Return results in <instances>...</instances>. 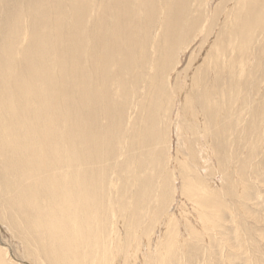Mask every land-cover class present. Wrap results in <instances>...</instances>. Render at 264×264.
I'll return each mask as SVG.
<instances>
[{"label":"bare ground","instance_id":"6f19581e","mask_svg":"<svg viewBox=\"0 0 264 264\" xmlns=\"http://www.w3.org/2000/svg\"><path fill=\"white\" fill-rule=\"evenodd\" d=\"M160 1L163 3L156 0H0V208L2 215L10 216V225L21 237L33 264H190L186 247L203 254L204 258L197 264H218L219 258H223L221 264H230L225 259L251 262L245 246L249 242L248 233L243 232L244 225L239 226L225 196L233 190L232 197L238 200L240 211L257 219L252 211L244 208L251 192L246 187L249 186L245 181L247 174L237 176L236 167L235 176L231 175L228 165L230 160L235 163L245 158L241 156L243 151L236 153L237 145L250 147L252 151L248 152L255 156L253 149L259 145L260 160H255L264 161L260 135L264 122V93L260 91V84L264 83V37L261 36H264V0H230L233 7L227 10L225 20L222 19V25L227 28L222 31V27V30L216 27L222 31L217 34L221 35L216 39L220 41L207 50L209 60L204 58L207 65L201 59V65L207 66V70L198 67L200 71L190 74V85L186 83L182 112L189 124L187 128L193 129L190 133L194 140L188 135L190 141L183 142L182 149L178 147L173 163L179 171L182 195L192 204L195 215H190L187 209L182 211L181 207L182 232L177 216L165 213L170 201L167 198L174 192L170 182V175L174 174L165 172L171 149L170 110L165 112L164 125L157 126L156 131L157 124L153 122L161 100L169 99L171 103L169 77L165 81L163 78V82L161 77L156 84L148 79L147 85H152L148 97L144 98L142 93L136 101L137 85L147 80V75L144 77L142 70L136 69L140 62L135 66L136 74H130L132 64L122 68L114 61L117 54L113 58L103 49L111 39L115 44L126 40L124 45L129 44L123 45L118 55L132 52L135 39L124 36L125 26L112 17L116 13L145 11L152 17L159 7V16L162 15L157 37L162 39L157 47L162 51L159 74L170 73L171 64L176 66L180 57L175 59V56L184 47L183 39L189 37V29L182 26L190 19L196 31L199 25L196 26L197 19L189 18L188 11L186 16L178 12L170 17L168 13L188 6L197 14L202 13L204 0ZM220 14L217 11L215 15ZM109 19L112 24L107 22ZM88 41L94 42L93 45L87 46ZM56 55L61 57L62 75L68 73V59L87 55L94 70L93 74L83 71L85 84L76 93L70 92L71 99L66 92V78L55 75L53 57ZM105 66L112 71L111 75ZM164 69L168 71L163 73ZM211 70L214 74L209 80ZM107 76L109 83L100 84ZM71 80L76 83L74 76ZM252 82H256V87L248 89L246 86ZM126 83L131 90L126 91ZM235 94L241 95L237 107L233 106ZM59 97H62L59 104L62 102L65 107L59 105L57 109ZM91 98L93 103H89ZM108 101L119 106V111L112 110L113 103ZM90 104L93 105L89 108ZM88 108L98 110L101 122L80 121L79 117ZM139 109L144 112V115L141 113L143 120L150 119L141 127L140 122L132 120L135 115L131 117ZM179 128L184 135L188 132L185 126ZM154 137L161 138L159 151L154 148ZM192 161L197 163L194 165ZM261 167L254 173L251 171L258 182L262 177ZM218 171L228 186L222 182L223 191L212 182L211 177ZM3 199L12 201L16 210ZM125 212L128 218L122 231L118 224ZM229 213L234 215L231 222L227 220ZM230 223L235 227L230 229ZM142 224H146L143 230ZM234 241L237 244H232ZM226 247L229 250L224 253ZM215 249L219 251V258ZM0 264L19 262L7 247L0 245Z\"/></svg>","mask_w":264,"mask_h":264},{"label":"rangeland","instance_id":"374dc122","mask_svg":"<svg viewBox=\"0 0 264 264\" xmlns=\"http://www.w3.org/2000/svg\"><path fill=\"white\" fill-rule=\"evenodd\" d=\"M159 1V3H163V2H161L160 0H156V2H158ZM220 1L221 2H223L224 1V3H220ZM225 2L227 3V4H225ZM232 1H230V0H228V1H226V0H204V5H203V9H201L202 11L204 10V12H198V14H197V12L196 11H193L194 10V8L192 7V6H188V7H185L183 10L181 9L180 11H173L172 13H168V15L170 16V17H173V16H176L177 14H178V12H179V14L181 15V14H184L185 15V11H188L189 12V18L190 17H193L194 19H197V22H196V26H201V29L199 28V26H198V28H197V31L195 30L196 28H194L190 23H193V19H190V21H188V23H186V25H181L184 29H189V32H188V35H189V37L191 38V36H194V37H192V39H189V37H188V40L186 39V40H184L183 39V42L185 43H183V45L182 46H184L183 48H182V50L180 49V51H179V55H177V56H175V59H176V57H179L178 58V61H176V66L174 65H172L171 64V69H169V71H168V69H167V71L168 72H170V73H167V74H162V73H160L159 74V72H161V69H160V63H161V58H162V51H159V50H157V47H159V45L162 43V39L160 40V39H157V37H158V30H159V33H160V28H159V24H161V22H162V15H160L159 16V7H158V13H153V15H152V17L150 16V17H148V15L147 14H145V11H135V10H127V12L125 11V10H123L122 12H118V14L116 13V15H114V16H112V17H116V19H118V21H120L121 22V24L123 25V26H125V30L123 29V34H124V36L125 37H129L130 39H132V38H134L135 39V42L133 43V46H132V52L129 54V55H126V56H122V52L120 53V56L118 55V53H119V50L122 48V46L124 45V43L126 42V40L125 41H122L121 43L119 42L118 44H115V41H114V39H111V41H109L108 43H107V45L105 46V48H103L104 49V51H105V53L106 54H108V56H111V57H115V55L117 54V56H118V58L116 59H114V61L116 62V63H118V65H121L122 66V68H123V66L127 69V68H129V67H131V64L133 65L132 66V68H131V70L133 71H130L129 73L130 74H132L133 73V75H134V73L136 74V72H134V71H136V69H141L142 70V72H143V74H144V77L147 75V77L145 78V79H147L146 81H141L138 85H137V87L139 88L138 89V91L136 92V96H134L135 98H134V100H136V101H139L140 100V96H142L141 94L143 93V96H144V98H147L148 97V93L150 92V89H151V86L152 85H147V84H149V80H154V81H152V83H160V81H161V77H162V82H163V78H164V81H165V79H167L168 77V79H171V80H168L167 79V81H168V84H169V86H168V84H167V86H168V88H169V90H168V92H169V94L171 95V97H170V100H171V103L168 101V100H161V102L160 103H162V104H160L159 103V105L160 106H158V115H155V119L153 120V122H155L157 125H155L156 127H154V131H156L157 130V126L159 127V126H163L164 125V120H165V115H166V111H168V110H170V113H169V120H170V134H169V136H170V141H171V149H170V159H169V161H168V165H167V167H166V170H165V172H169V173H173L174 174V176L173 175H170V179H172L171 181H170V179H169V181L171 182V184L174 186V192H173V194H172V197L169 199V198H167L168 200H170L169 201V205H168V207L166 208V210H167V212H166V210H165V213L166 214H172V215H174L177 219H178V221L180 222V228H181V232H182V230H183V227H182V218H180V216H181V214H182V212H181V210H182V208H183V210L182 211H184V209L186 210V211H188L189 213H190V215H195V211H193V209H192V204L191 203H189V201L187 200V199H185V195H182V187H181V179H180V175H179V171H176V167H177V164L176 165H174L175 163H173L174 161L176 162V154H177V150H178V147L180 148V149H182L181 147H182V144H183V142H188V140L190 139L191 141H193L194 140V138H193V136H192V133H190V131L191 130H193V129H188L189 127V124H187V122L186 121H184L185 120V117H183V113L184 112H182V111H184L183 109V102H182V100H183V97H184V92L187 90V87H188V85H190V79L192 78V73L194 74V72H192V71H200V69H202V71L203 70H207V66H204L203 67V65L204 64H206L207 65V61H205V59L207 60H209V58L208 57H206V56H209V51H210V48H211V46H212V48H213V45H215V44H218V42L220 41V39L219 40H216V39H218L221 35H217V34H221L222 33V31H224L225 30V28H227V27H224V25H222V24H224V17H226V15H227V10L229 11V9L230 8H232L233 7V2L231 3ZM208 3V4H207ZM216 4V5H215ZM223 4H224V6H223ZM0 5H1V3H0ZM188 5V4H187ZM190 5V4H189ZM219 5V6H218ZM221 5H222V7H221ZM189 8H191L192 9V11H190L189 10ZM225 8V9H224ZM228 8V9H227ZM162 9V8H161ZM212 9L214 10V12L212 11ZM223 10V11H222ZM208 11H209V13H208ZM217 11H219V13H221L222 12V14H220L219 16H216L215 14L217 13ZM184 12V13H183ZM193 12H196V13H193ZM216 12V13H215ZM110 13V11L108 12V14ZM111 13H112V11H111ZM188 14V13H187ZM196 14V15H195ZM199 14L201 15V16H199ZM210 15V16H209ZM215 15V16H214ZM186 16V15H185ZM208 16V17H207ZM222 17V18H221ZM150 20H149V19ZM159 18H160V20H159ZM202 18V19H201ZM213 18V19H212ZM215 19H217V21L215 20ZM222 19H224V20H222ZM213 20H214V22L216 23V24H214V22H213ZM158 21H160V23H158ZM202 21V22H201ZM209 21H211V22H209ZM107 22H109V24H112L111 23V19H109V21L107 20ZM200 23H203V24H200ZM208 23V24H207ZM108 24V25H109ZM217 24L219 25V24H221L222 26H217ZM128 25H130V27L128 28L127 26ZM190 26H192V28H190ZM212 27H215V28H213V30L212 31H210V28L212 29ZM216 27L217 28H219L220 27V30H222V31H220L219 29H216ZM221 27H222V29H221ZM158 28V29H157ZM194 28V29H193ZM204 28V30H202ZM136 29V30H135ZM193 29V30H192ZM208 30V31H207ZM227 30V29H226ZM193 31H196V32H193ZM199 31H201V32H199ZM212 32V33H211ZM218 32V33H217ZM157 33V34H156ZM194 33V34H193ZM211 33V34H210ZM196 35V36H195ZM205 35V36H204ZM215 35H216V37H215ZM202 36V37H201ZM262 37H264L263 36V34L261 35ZM208 38V39H207ZM215 38V39H214ZM128 39V38H127ZM153 39V40H152ZM194 39V40H193ZM154 40H156V41H154ZM189 40H191V42L189 41ZM192 40H193V42H192ZM218 41L217 43L216 42H214V41ZM161 43H160V42ZM197 41H199V43L197 42ZM205 41H208V42H206L205 43ZM141 42V43H140ZM151 42H153L152 44H151ZM186 42L187 43H189V47L186 45ZM264 42V41H263ZM86 43V42H85ZM88 43L92 46L93 45V43L91 44L89 41L86 43V45L88 46ZM202 43V44H201ZM129 43L127 42L124 46L125 47H127L126 45H128ZM153 44H154V47H153ZM159 44V45H158ZM115 45V46H114ZM196 45V46H195ZM201 45V46H200ZM96 46V45H95ZM208 46V47H207ZM142 47V48H141ZM198 47H199V49H198ZM201 48V49H200ZM208 48V49H207ZM140 49V50H139ZM198 49V51H197V53H196V50ZM206 49V50H205ZM156 52H155V51ZM205 50V51H204ZM207 50H208V52H207ZM140 51V52H139ZM182 51V52H181ZM193 51V52H192ZM194 51H195V53H194ZM137 52H139V53H137ZM158 52V53H157ZM190 52H192V55H191V53ZM207 53V54H206ZM159 54V55H158ZM188 54H190V57H192V60H190L191 58L189 57L188 58ZM195 54V55H194ZM198 54V55H197ZM134 55V56H133ZM157 55H158V59H156L157 58ZM57 57L55 58V56L53 57V61H54V69H55V75H56V77H58L59 79L60 78H62L63 76H64V78L63 79H65V83L68 85V89L66 88V92H67V95L70 97V92H73V93H76L77 92V90H79L81 87H83V85L85 84L84 82H83V78H85V73H83V71L85 70H88L89 72H91L92 74H93V72H94V70H91V65H90V59H89V57H88V55H87V57H85L84 58V56L83 57H80V58H78V59H68V73H66V74H61L59 71H60V61H61V57L59 56V55H56ZM136 56H138L139 57V59H137L136 58ZM152 56H154V57H152ZM195 58H194V57ZM198 56V57H197ZM203 56V57H202ZM264 56V55H263ZM254 57H255V54H253L252 56H251V62H250V64H252V61H253V59H254ZM153 58V59H152ZM193 58H194V60H193ZM205 58V59H204ZM201 59H202V62H203V65H201ZM262 59H264V58H262ZM70 60H71V62H70ZM131 60H133V62L131 61ZM138 60V61H137ZM153 60V61H152ZM189 60V61H188ZM198 61H199V63H198ZM137 62H140V63H138L137 64ZM154 63V64H153ZM189 63V64H188ZM192 63H193V65H192ZM136 64L138 65V66H136ZM178 64V65H177ZM188 64V65H187ZM199 64V65H198ZM154 65H156V67H154ZM187 65V66H186ZM79 66H80V68H79ZM135 66L137 67L136 69H135ZM150 66V67H149ZM155 68V70H154V68ZM157 67H159V68H157ZM197 67V68H196ZM198 67H200V69H198ZM207 67V68H206ZM172 68H173V71H172ZM188 68V69H187ZM190 68V69H189ZM209 68H210V66H209ZM106 69H109V67H107V66H105V70ZM135 69V70H134ZM147 69V70H146ZM158 69H160L159 71H158ZM166 69V68H165ZM164 69V70H165ZM175 69H176V71H175ZM183 69V70H182ZM153 70V71H152ZM163 70V73H165V72H167L166 70L164 71ZM84 71V72H85ZM126 71V70H125ZM155 71H157V72H155ZM184 71V72H183ZM191 71V72H190ZM187 72V73H186ZM112 74V71L109 69V74ZM147 73V74H146ZM149 73V74H148ZM110 74V75H111ZM153 74H154V76H153ZM177 74H179V75H177ZM192 76H191V75ZM213 74H214V72H213V70H211V72H209L208 73V78H209V80H211V79H213ZM77 75H79V76H77ZM85 75V76H84ZM149 75V76H148ZM157 75H159V76H157ZM161 75V76H160ZM168 75V76H167ZM186 75V76H185ZM74 76V79H75V81H76V83L75 84H77V85H75L73 82H72V77ZM76 76V77H75ZM177 76V77H176ZM82 77V78H81ZM151 77V78H150ZM153 77V78H152ZM156 77H158V79H157V81H156ZM175 77H176V79H175ZM211 77V78H210ZM87 78V77H86ZM185 78V79H184ZM149 79V80H148ZM182 79V80H181ZM189 79V80H188ZM107 81H109V76H107V77H105L104 78V80H100L99 82H100V84H101V82H103V84H104V86H106L107 85V83H109V82H107ZM140 81V80H139ZM177 81V82H176ZM182 81V82H181ZM99 82H98V84H99ZM144 84H143V83ZM176 84H175V83ZM189 82V83H188ZM186 83H188V85L186 84ZM172 86H174L173 88H172ZM183 86V87H182ZM253 86L254 87H256V82H252L251 84H249V85H247L246 87L248 88V89H250V88H253ZM142 87H143V89H142ZM147 87V88H146ZM178 89H177V88ZM250 87V88H249ZM76 88V89H75ZM79 88V89H78ZM100 88V87H99ZM107 88V87H106ZM130 88V84L129 83H126V91L128 90ZM175 88V89H174ZM180 88H182V89H180ZM72 89V90H71ZM147 89H148V92H147ZM129 90H131V89H129ZM100 91V90H99ZM173 91V92H172ZM260 91L262 92V93H264V83H262V84H260ZM146 93V94H145ZM137 95H138V97H137ZM140 95V96H139ZM147 95V96H146ZM175 95V96H174ZM93 96V95H92ZM180 96V97H179ZM255 96V95H254ZM240 97H241V95H239L238 97H237V94H235L234 95V102H233V106H235V107H237V105H240ZM175 98V99H174ZM180 98V99H179ZM182 98V99H181ZM70 99H71V97H70ZM178 99V100H177ZM59 100H61L62 101V97L60 98H58V104H57V109H58V106L59 105H62L63 107H65V105H63L62 104V102L59 104ZM174 101V102H173ZM93 103L94 102V100L91 98V101L89 102V103ZM236 102H238L239 104H237ZM108 103L109 104H111V103H113V102H111V101H108ZM91 105V106H90ZM89 105V108L90 107H92V105L93 104H90ZM112 105V110H113V108H115V110H117V111H119V106H117V105H114V103L113 104H111ZM62 107V108H63ZM89 108L87 109V111H85V115L83 114V117H79V119H80V121H81V119H88V120H91V121H93V122H95L96 124H97V121L99 122L100 120H102V117H101V119H99V117H98V110H95L94 108H92V110H94V111H92V112H94L95 113V115H92V112L89 110ZM91 112H89V111ZM165 110V111H164ZM138 111V112H137ZM89 112V113H88ZM166 112V113H165ZM180 112V113H179ZM93 113V114H94ZM141 113L144 115V112H142L140 109L139 110H136L135 112H133L132 113V118H133V116L135 115V117L132 119V120H134V119H136L135 121L137 122V124H138V122H140L139 124H138V126H140V125H142L143 126V124H145V122H149L150 121V119H148V120H143V115L141 116ZM160 113H162V114H160ZM164 113V114H163ZM182 113V114H181ZM82 114V113H81ZM91 116L90 118L91 119H89V116ZM182 115V116H181ZM87 117V118H85V117ZM92 116H94L93 118L95 119V120H93L92 119ZM102 116V115H101ZM136 116H137V118H136ZM157 116V117H156ZM163 116V117H162ZM75 117V116H74ZM178 117V118H177ZM181 117V118H180ZM176 118V119H175ZM179 119V120H178ZM138 120H140V121H138ZM143 120V121H142ZM156 120H158V121H156ZM177 120V121H176ZM264 120V119H263ZM161 121V122H160ZM175 121V122H174ZM101 122V121H100ZM103 122V121H102ZM172 123H174V124H172ZM186 124H187V126H186ZM112 125H113V123H112ZM174 125V126H173ZM182 126H185V128H186V130L188 131L185 135H184V132H183V130H182V128H179V127H182ZM141 127V126H140ZM188 127V128H187ZM174 128V129H173ZM176 131V132H175ZM181 131V132H180ZM172 132V133H171ZM179 132V133H178ZM192 132V131H191ZM264 122L262 123V126H261V128H260V135L262 136V141H263V147H264ZM254 133H257V130H255L254 131ZM181 134V135H180ZM176 135V136H175ZM178 135V136H177ZM187 135V136H186ZM190 136V138L187 140V138ZM183 138H185V139H183ZM154 142L153 143H155V146H154V148L156 149V151H159L160 150V148H161V146H162V141H161V138H155L154 137ZM184 140V141H183ZM189 140V141H190ZM180 142V143H179ZM146 143H149L150 144V142H148V141H146ZM193 143V142H192ZM253 143V142H252ZM176 144V145H175ZM243 144V143H242ZM259 146V145H258ZM258 146L256 147L257 148V150H255V149H253L254 151H256L254 154H256V156L255 155H251L250 154V152L252 151V149L250 148V147H243V145H241L240 147L237 145V149H236V153H239V152H241V151H243V153H244V155H241V156H244L245 158H239V161H237V162H235L234 163V161L233 160H230L229 161V165H228V168H229V170H228V173H231V175H233L235 172H234V168H236L237 167V176L238 175H241V176H245V174H247L246 175V177H245V181H246V183L250 186L251 185V187L249 188V186H246V187H248V189H250V191L252 192H250V196H249V199H248V201L245 203V205H244V208L246 209V210H250V212L251 213H253V216H256L257 217V219L256 218H252V216H247L246 214H244V213H242V211H240V209H239V205H238V200L236 199V198H234V197H232L233 196V190H230L231 191V195H227V196H225L226 197V201L228 202H226L227 204H228V206H231V210L234 212V214L236 215V221L239 223V226L242 228L243 226H241V224L242 225H244L245 227H243V232L245 233V234H247V238H248V240H247V242H248V244H247V242H246V244L247 245H245L246 247H247V254H248V256H249V259H250V264H264V240H262V238L264 239V161H261V162H258L259 160H260V158L259 157H257V152H258ZM147 149V148H146ZM146 149H145V152H146ZM247 149V150H246ZM248 151H250V152H248ZM138 152V149H137V151H136V153ZM247 153V154H246ZM248 154L249 155H251L250 156V158L248 157ZM260 155V154H259ZM181 155H179V157H180ZM174 158V159H173ZM171 159H173V161H171ZM247 159H249V160H247ZM254 159V160H253ZM258 160V161H256V160ZM257 162L256 164H255V162ZM253 162V163H252ZM192 163L194 164L195 162H193L192 161ZM197 163V162H196ZM195 163V164H196ZM252 163V164H251ZM259 163H260V165L262 166H260L259 165ZM194 164V165H195ZM245 166V167H244ZM252 166H253V168H252ZM255 166H257L256 168H255ZM258 166L259 167H261L262 168V177L261 178H259L260 179V181L258 182L257 180H256V176H254V172H256V169L258 168ZM168 167H169V169H168ZM241 167V168H240ZM250 167V168H249ZM245 168V169H244ZM168 169V170H167ZM171 169V170H170ZM178 169V168H177ZM248 169H250V170H248ZM255 169V170H254ZM253 170V173H251V171ZM201 172L204 174V171L203 170H201ZM220 171H218V172H216L213 176L214 177H211L212 178V182H213V185L217 188V189H219L220 191H223V187H222V182H224L223 181V178H222V175L219 173ZM234 176H235V174H234ZM250 176H253V177H250ZM250 178H252V179H250ZM222 179V180H221ZM247 179H249V180H247ZM253 182V183H252ZM224 184H225V186H227V184L224 182ZM246 184V185H247ZM221 185V186H220ZM232 186H233V184L231 183V186L229 185V188L230 189H232ZM228 187V186H227ZM256 190V191H255ZM0 191H1V186H0ZM258 193V194H257ZM13 195V197H14V194H12ZM230 196V197H229ZM232 197V198H231ZM173 199V200H172ZM4 200V199H3ZM231 200V201H230ZM183 203H182V202ZM251 201V202H250ZM182 204H181V203ZM4 203L5 204H10V205H12L13 204V202L12 201H9V200H4ZM248 203V204H247ZM250 203V204H249ZM0 204H1V201H0ZM178 204H180V205H178ZM251 204H253V205H251ZM255 204V205H254ZM182 205V206H181ZM187 205V207L186 208H184L185 206ZM249 207H248V206ZM13 206V205H12ZM236 206V207H235ZM247 206V207H246ZM182 207V208H181ZM253 207V208H252ZM180 208V209H179ZM195 208V207H194ZM13 209L14 210H16V208L13 206ZM1 210H2V208H0V245L1 246H5V247H7L8 249H9V251H10V253L12 254V256H13V259L15 260V261H17V263L19 262V264H33V260L26 254V252H25V249L23 248V241H22V239H21V237L18 235V233L16 232V229H14V228H12L11 227V225H10V216L9 215H2L1 214ZM180 212H178V211ZM171 211V212H170ZM258 211V212H257ZM178 213L180 214V215H178ZM9 214V213H8ZM118 215H119V213H118ZM128 213L127 212H125V214H122V216H121V218H123V220L122 219H119V221L121 222L120 224H118L119 225V227H121L122 228V231H124L123 230V225L126 223V219L128 218ZM183 215V214H182ZM7 216H8V218H7ZM179 217V218H178ZM234 217V215H232V214H230L229 213V215L227 216V220H229L230 222L232 221V218ZM126 218V219H125ZM238 218V219H237ZM3 221H2V220ZM255 222V223H254ZM256 223H258V224H256ZM144 225V226H143ZM249 225V226H248ZM146 227V224H142L141 225V228H142V230L144 229ZM228 227L231 229V228H234L235 227V224L233 223H230L229 225H228ZM14 229V230H13ZM259 229V230H258ZM261 229V230H260ZM247 230V231H246ZM14 231H15V234H14ZM155 232H156V228H155ZM262 233V234H261ZM263 237H262V236ZM231 236V235H230ZM232 236H234V234H232ZM153 237H154V242L155 241H157L156 239H157V233L156 234H154L153 235ZM229 242H232V240H230ZM4 244V245H3ZM232 244H237L236 243V241H234V243H232ZM234 247H236V246H234ZM255 247V248H254ZM22 248V249H21ZM193 249V248H192ZM191 249V247H186L185 248V250L186 251H189V254H190V256H187L189 259H190V261H192L190 264H197V262L198 261H200V260H202L203 258H204V256H203V254L201 253L200 254V252H198L197 253V251H194V249H193V252L191 251L192 250ZM216 250V249H215ZM227 250H229V248L228 247H226L225 248V251H224V253L227 251ZM192 252V253H191ZM216 253H217V255H216V258H219L220 256H219V251L218 250H216L215 251ZM24 253V254H23ZM196 253V254H195ZM187 257H185V259L187 260V261H189L188 259H187ZM193 258V259H192ZM196 259V260H195ZM199 259V260H198ZM22 260V261H21ZM223 261V258L221 259V258H219V261H218V264H221V262ZM227 262H230V264L232 263V264H244V262H243V259H241V261L240 260H237V259H235V260H232V261H230V260H227V259H225ZM224 260V263H227L226 261ZM29 261V262H28ZM186 261V262H187ZM189 261V262H190ZM31 262V263H30ZM189 262H187V263H189ZM34 264H36L35 262H34ZM156 264V263H155ZM170 264H176V262H172V263H170Z\"/></svg>","mask_w":264,"mask_h":264}]
</instances>
